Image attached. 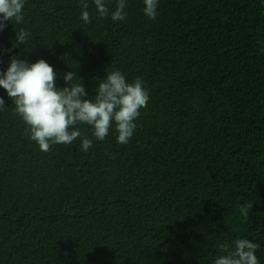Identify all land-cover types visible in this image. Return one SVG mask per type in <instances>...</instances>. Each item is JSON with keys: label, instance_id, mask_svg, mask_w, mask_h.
<instances>
[{"label": "trees", "instance_id": "trees-1", "mask_svg": "<svg viewBox=\"0 0 264 264\" xmlns=\"http://www.w3.org/2000/svg\"><path fill=\"white\" fill-rule=\"evenodd\" d=\"M86 2L91 24L80 0H26L0 31V72L43 59L92 100L116 69L150 100L127 144L114 121L103 141L79 123L87 153L79 138L43 152L0 87V264H213L237 238L264 264V0H159L156 20L127 0L117 22ZM20 28L33 37L16 47Z\"/></svg>", "mask_w": 264, "mask_h": 264}, {"label": "clouds", "instance_id": "clouds-1", "mask_svg": "<svg viewBox=\"0 0 264 264\" xmlns=\"http://www.w3.org/2000/svg\"><path fill=\"white\" fill-rule=\"evenodd\" d=\"M26 0H0V31L7 27L9 21L16 24L24 22L23 9ZM98 18L110 17L113 22L124 21L128 13L127 0H117L116 8L110 11L105 0H93ZM143 13L151 20L158 17L159 0H143ZM81 15L78 19L85 24L92 23L89 4L80 0ZM33 34L27 28L16 31L14 46L31 42ZM5 51H10L6 49ZM56 73L45 60L35 63L10 58L6 71L0 72V87H3L15 104V111L28 126L25 132L29 139L35 141L40 150L48 152L51 145H69L79 138L80 150L87 153L93 146V140L85 136L77 127L79 123L91 126L92 135L97 141H103L109 135L111 123L115 122L116 141L127 144L137 128L136 121L140 110L150 100L149 90L141 77L128 82L119 70L106 69V77L96 88L94 99L87 96L82 81L76 71L63 75L65 87L55 86ZM0 98V106H4ZM252 205L240 206V214L247 219ZM221 244L223 255L217 256L213 264H259L256 252L260 247L248 238H237L232 242Z\"/></svg>", "mask_w": 264, "mask_h": 264}]
</instances>
